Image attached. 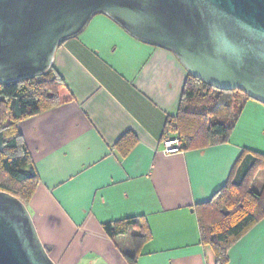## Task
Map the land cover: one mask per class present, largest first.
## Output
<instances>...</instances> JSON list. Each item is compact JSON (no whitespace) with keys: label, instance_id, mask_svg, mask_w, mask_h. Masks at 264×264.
<instances>
[{"label":"crops","instance_id":"crops-1","mask_svg":"<svg viewBox=\"0 0 264 264\" xmlns=\"http://www.w3.org/2000/svg\"><path fill=\"white\" fill-rule=\"evenodd\" d=\"M52 65L63 102L18 124L39 175L27 209L52 261L129 264V237L111 239L103 224L143 216L152 237L136 264H214L196 207L264 154V104L245 102L226 143L164 153L188 74L171 51L98 13L57 47ZM126 132L137 142L122 156ZM227 255V264H264V217Z\"/></svg>","mask_w":264,"mask_h":264},{"label":"water","instance_id":"water-1","mask_svg":"<svg viewBox=\"0 0 264 264\" xmlns=\"http://www.w3.org/2000/svg\"><path fill=\"white\" fill-rule=\"evenodd\" d=\"M98 13L208 85L264 104V0H0V83L44 74ZM0 264H55L26 205L3 191Z\"/></svg>","mask_w":264,"mask_h":264},{"label":"trees","instance_id":"trees-1","mask_svg":"<svg viewBox=\"0 0 264 264\" xmlns=\"http://www.w3.org/2000/svg\"><path fill=\"white\" fill-rule=\"evenodd\" d=\"M63 87L65 81L53 65L40 76L0 83V191L18 198L26 207L39 175L18 124L60 105ZM250 99L241 90L216 89L188 73L178 112L166 121L163 139L175 135L180 151L226 143ZM136 142L137 137L126 132L116 147L125 156ZM260 171L264 172V154L254 152L239 182L229 179L208 202L196 207L201 242L212 249L214 264H227L231 245L264 217V185L258 191L251 187ZM103 229L111 239L129 237L132 249L121 250L129 264H136L141 247L152 237L143 216L107 222Z\"/></svg>","mask_w":264,"mask_h":264},{"label":"built area","instance_id":"built-area-1","mask_svg":"<svg viewBox=\"0 0 264 264\" xmlns=\"http://www.w3.org/2000/svg\"><path fill=\"white\" fill-rule=\"evenodd\" d=\"M179 139L174 137V138H168L163 140V152L164 153H175L179 151Z\"/></svg>","mask_w":264,"mask_h":264},{"label":"rangeland","instance_id":"rangeland-1","mask_svg":"<svg viewBox=\"0 0 264 264\" xmlns=\"http://www.w3.org/2000/svg\"><path fill=\"white\" fill-rule=\"evenodd\" d=\"M263 185H264V172L261 171V172L256 174L255 179L253 180L251 187L253 190L258 191ZM120 237H122V236H120ZM123 248H125V246H123ZM125 251H127V250H125Z\"/></svg>","mask_w":264,"mask_h":264}]
</instances>
